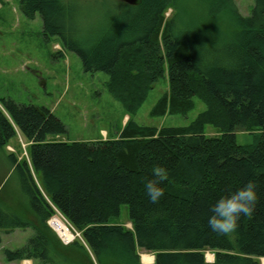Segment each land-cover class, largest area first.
Returning <instances> with one entry per match:
<instances>
[{
  "label": "trees",
  "instance_id": "obj_1",
  "mask_svg": "<svg viewBox=\"0 0 264 264\" xmlns=\"http://www.w3.org/2000/svg\"><path fill=\"white\" fill-rule=\"evenodd\" d=\"M182 1L116 0L126 8L96 12L93 18L78 0H20L22 12L40 13L44 33L75 51L85 70L108 74L105 86L129 115L164 75L168 89L153 114L186 113L195 97L206 108L188 125H145L129 118L116 137L69 141L56 138L67 127L48 107L0 96V152L27 196L25 213L0 202V243L2 230H33L23 246L4 250L8 261L261 264L264 0H256L247 16L235 0H194L197 12L182 11ZM170 6L177 10L167 16ZM207 125L219 134L208 135ZM237 130L256 134V141L239 143ZM19 134L28 158L5 152ZM154 164L169 169L161 182L165 195L157 203L145 187ZM249 179L259 193L254 215L242 216L228 236L213 231L207 223L211 205ZM123 205L132 228L116 219ZM58 212L80 232L70 244L48 223ZM139 248L153 252L154 262L144 263ZM207 250L215 252L213 262L206 260Z\"/></svg>",
  "mask_w": 264,
  "mask_h": 264
},
{
  "label": "rangeland",
  "instance_id": "obj_2",
  "mask_svg": "<svg viewBox=\"0 0 264 264\" xmlns=\"http://www.w3.org/2000/svg\"><path fill=\"white\" fill-rule=\"evenodd\" d=\"M78 1L81 2L82 12L91 13L93 18L97 17L94 15L96 12H114L126 8L118 7L116 0ZM255 1L235 0L239 12L246 16L251 14ZM196 3L194 0H183L182 11L197 12ZM176 10V7L170 6L166 15L171 16ZM91 16L86 19L91 20ZM107 79L108 74L104 71L85 70L80 56L66 49L57 36L46 35L40 13L28 17L20 8V0H0V96L51 109L67 127V132L56 138L92 141L116 137L129 118L145 125L183 126L190 124L206 108V104L195 97L194 107L186 113L153 114L154 106L168 89V78L164 75L154 83L138 111L129 115L105 86ZM206 133L219 134L211 125L206 126ZM236 137L241 144L256 141V134L244 130H237ZM26 149V140L19 134L5 147V152H14L19 159L28 158ZM0 202L7 209L27 212V196L22 192L17 175L1 152ZM116 219L128 228L133 227L125 205L121 207L120 217ZM32 234V228L2 230L0 264H40L34 259L8 261L4 254L6 248L23 246ZM138 250L144 263L154 262L153 252L142 248ZM205 257L208 262H213L215 252L207 250ZM260 263L264 264V257L260 258Z\"/></svg>",
  "mask_w": 264,
  "mask_h": 264
},
{
  "label": "clouds",
  "instance_id": "obj_3",
  "mask_svg": "<svg viewBox=\"0 0 264 264\" xmlns=\"http://www.w3.org/2000/svg\"><path fill=\"white\" fill-rule=\"evenodd\" d=\"M258 133L261 131L256 130ZM152 178L146 183L148 198L157 203L165 195L162 186L163 181L169 176V169L163 164H154L152 167ZM259 200L257 184L249 179L235 190H229L227 194L220 196L213 205L212 214L208 216V226L220 235L228 236L239 227L242 216L251 218L254 215L256 204ZM54 260H57L53 256Z\"/></svg>",
  "mask_w": 264,
  "mask_h": 264
},
{
  "label": "built area",
  "instance_id": "obj_4",
  "mask_svg": "<svg viewBox=\"0 0 264 264\" xmlns=\"http://www.w3.org/2000/svg\"><path fill=\"white\" fill-rule=\"evenodd\" d=\"M55 215L58 216H55L49 220L50 226L58 234L64 244H70L76 237H81L80 233L72 227V224L62 213L58 212ZM62 218L66 220L67 223L63 221Z\"/></svg>",
  "mask_w": 264,
  "mask_h": 264
},
{
  "label": "water",
  "instance_id": "obj_5",
  "mask_svg": "<svg viewBox=\"0 0 264 264\" xmlns=\"http://www.w3.org/2000/svg\"><path fill=\"white\" fill-rule=\"evenodd\" d=\"M122 2H125L127 4H130V5H137L139 4L142 0H120Z\"/></svg>",
  "mask_w": 264,
  "mask_h": 264
},
{
  "label": "bare ground",
  "instance_id": "obj_6",
  "mask_svg": "<svg viewBox=\"0 0 264 264\" xmlns=\"http://www.w3.org/2000/svg\"><path fill=\"white\" fill-rule=\"evenodd\" d=\"M145 257H147V256L145 255ZM147 258H148V257H147ZM147 258H146V259H147ZM149 259H150V258H149Z\"/></svg>",
  "mask_w": 264,
  "mask_h": 264
},
{
  "label": "flooded vegetation",
  "instance_id": "obj_7",
  "mask_svg": "<svg viewBox=\"0 0 264 264\" xmlns=\"http://www.w3.org/2000/svg\"><path fill=\"white\" fill-rule=\"evenodd\" d=\"M252 12H253V9H252Z\"/></svg>",
  "mask_w": 264,
  "mask_h": 264
}]
</instances>
